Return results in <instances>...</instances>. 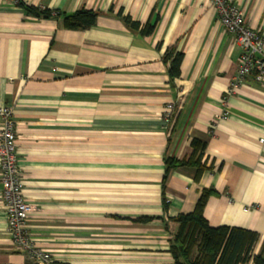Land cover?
Instances as JSON below:
<instances>
[{
  "label": "crops",
  "instance_id": "1",
  "mask_svg": "<svg viewBox=\"0 0 264 264\" xmlns=\"http://www.w3.org/2000/svg\"><path fill=\"white\" fill-rule=\"evenodd\" d=\"M22 1L99 12L92 27L73 30L61 18H36L17 0H0V106L12 108L17 127L34 244L58 264H173L172 218L192 211L210 188L216 194L205 219L256 232L258 253L264 81L248 77L230 87L240 48L209 0ZM230 1L264 31V0ZM119 9L154 21L152 33L130 30ZM169 48L182 53L175 79L162 60ZM192 139L205 144V169L197 176L195 167L179 166L162 183L165 159H187ZM30 262L10 240L0 195V264Z\"/></svg>",
  "mask_w": 264,
  "mask_h": 264
},
{
  "label": "trees",
  "instance_id": "2",
  "mask_svg": "<svg viewBox=\"0 0 264 264\" xmlns=\"http://www.w3.org/2000/svg\"><path fill=\"white\" fill-rule=\"evenodd\" d=\"M17 5L23 8L30 16L51 19L61 18L63 26L67 29L84 30L92 27L97 19L98 11L80 8L71 13H61L46 7H37L25 4L17 0ZM116 15L132 31L141 35H149L154 29V21L147 20L140 23L131 18L129 14H123L119 9ZM162 60L167 67L168 75L175 79L180 74L182 53L173 48L167 49ZM192 152L187 159L167 158L164 161V183L170 169L179 166H191L196 168L197 176L205 169L200 162L205 144L197 139L191 140ZM216 192L210 188H203L192 211L180 213L172 219L178 223V229L171 239L170 253L173 264H264V245L254 254L253 248L258 239L256 232L240 227L219 225L211 226L203 216V210L207 199ZM166 207V200H163ZM149 217H140L136 221L146 222ZM27 264H36L30 262ZM49 264H58L50 262Z\"/></svg>",
  "mask_w": 264,
  "mask_h": 264
},
{
  "label": "built area",
  "instance_id": "3",
  "mask_svg": "<svg viewBox=\"0 0 264 264\" xmlns=\"http://www.w3.org/2000/svg\"><path fill=\"white\" fill-rule=\"evenodd\" d=\"M221 26L235 36L240 48L236 75L230 87L251 77L264 81V31L251 28L244 19L243 10L230 0H209ZM172 103L166 105L167 110ZM223 113L220 118H225ZM0 184L1 199L5 208L7 233L12 244L36 264H49L51 255L37 247L27 230L29 215L34 206L22 193L21 169L17 154V127L9 105L0 106ZM264 143V137L260 139ZM167 202V201H166Z\"/></svg>",
  "mask_w": 264,
  "mask_h": 264
}]
</instances>
